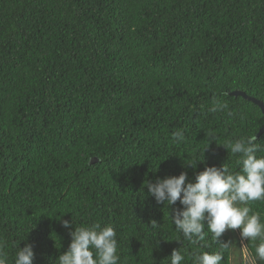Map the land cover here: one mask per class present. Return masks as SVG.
<instances>
[{
	"label": "trees",
	"instance_id": "1",
	"mask_svg": "<svg viewBox=\"0 0 264 264\" xmlns=\"http://www.w3.org/2000/svg\"><path fill=\"white\" fill-rule=\"evenodd\" d=\"M233 91L264 104V0H0L9 264L17 245L33 247L34 264H55L70 231L96 222L116 229L121 264H170L174 249L192 264L193 253L220 251L207 228L204 241L184 239L171 218L183 206L157 204L146 183L181 172L194 180L224 163L238 170L218 144L257 135L264 115ZM214 101L232 114L211 112ZM208 129L217 144L203 161ZM176 131L185 140L173 142ZM250 207L264 222V201ZM240 238V229L222 235L232 247L221 264H243ZM259 242L248 243L251 255Z\"/></svg>",
	"mask_w": 264,
	"mask_h": 264
},
{
	"label": "clouds",
	"instance_id": "2",
	"mask_svg": "<svg viewBox=\"0 0 264 264\" xmlns=\"http://www.w3.org/2000/svg\"><path fill=\"white\" fill-rule=\"evenodd\" d=\"M226 95V94H225ZM211 112L232 114L227 102L214 101ZM207 144L204 152L217 137L214 129L205 131ZM173 142L185 140L182 131L173 132ZM233 155L239 157L238 170L232 171L224 163L220 167H205L189 180L187 172L178 176H167L154 183L147 182L148 194L157 204L175 205L179 201L182 208L175 209L171 216L178 233L192 244L204 241L205 228L214 241L220 244V251L193 253L192 264H221L224 251L231 249V242H220L228 230L240 229L242 239L255 244V254L248 251V243L240 247L244 264H257L264 261V222L259 213H253L250 205L264 201V143L258 142L256 135L226 141L222 144ZM197 162L186 163L193 169ZM251 213V214H250ZM205 222L207 227L205 226ZM63 227L71 229L73 220L62 221ZM153 229L160 225L150 221ZM71 243L66 252L61 254L55 264H121L118 254L117 231L112 225L102 226L99 222L89 226L75 227L70 231ZM176 241H179L177 239ZM17 247L13 264H34L35 253L31 245L22 249ZM185 255L178 249L172 251L170 264H184ZM0 264H9L7 242L0 238Z\"/></svg>",
	"mask_w": 264,
	"mask_h": 264
},
{
	"label": "water",
	"instance_id": "3",
	"mask_svg": "<svg viewBox=\"0 0 264 264\" xmlns=\"http://www.w3.org/2000/svg\"><path fill=\"white\" fill-rule=\"evenodd\" d=\"M230 95H232V96H240L243 99H245V100H247L249 102H252L253 104H255L261 110L262 114L264 115V104L261 101L246 95L242 91H233V92H231ZM262 133H264V127L259 130V132L257 133L256 137H259V135H261Z\"/></svg>",
	"mask_w": 264,
	"mask_h": 264
},
{
	"label": "rangeland",
	"instance_id": "4",
	"mask_svg": "<svg viewBox=\"0 0 264 264\" xmlns=\"http://www.w3.org/2000/svg\"><path fill=\"white\" fill-rule=\"evenodd\" d=\"M242 245H244V241H243V239L240 238V247H241ZM240 260H241V261L243 262V264H244V260H243L242 257H240Z\"/></svg>",
	"mask_w": 264,
	"mask_h": 264
}]
</instances>
